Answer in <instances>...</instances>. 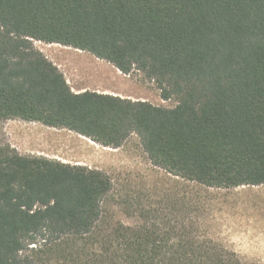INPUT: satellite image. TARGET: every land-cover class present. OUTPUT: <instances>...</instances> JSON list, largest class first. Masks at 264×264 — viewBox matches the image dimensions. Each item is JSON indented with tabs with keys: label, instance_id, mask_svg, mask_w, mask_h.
Segmentation results:
<instances>
[{
	"label": "trees",
	"instance_id": "16d2710c",
	"mask_svg": "<svg viewBox=\"0 0 264 264\" xmlns=\"http://www.w3.org/2000/svg\"><path fill=\"white\" fill-rule=\"evenodd\" d=\"M34 41L87 52L124 75L137 70L176 104L74 93ZM7 120L111 149L136 135L154 167L185 182L264 186V0H0ZM111 189L99 170L0 143V264H35L21 253L38 239L70 242L73 264H263L208 237L203 207L189 197L179 209L138 202L137 225L102 230Z\"/></svg>",
	"mask_w": 264,
	"mask_h": 264
},
{
	"label": "rangeland",
	"instance_id": "374dc122",
	"mask_svg": "<svg viewBox=\"0 0 264 264\" xmlns=\"http://www.w3.org/2000/svg\"><path fill=\"white\" fill-rule=\"evenodd\" d=\"M33 46L58 68L74 93L95 91L163 108L176 104L174 99L162 100L156 83L137 70L124 75L84 51L38 41ZM0 143L22 156L44 157L106 174L112 189L102 203V230L137 225L140 219L134 209L138 202L148 207L160 199L170 200L179 209L189 197L203 207L199 222L208 237L242 259L264 264V186L215 189L185 182L154 167L136 135L111 149L67 129L7 120L0 122ZM69 246L70 242L48 245L38 239L21 256L35 264H73Z\"/></svg>",
	"mask_w": 264,
	"mask_h": 264
}]
</instances>
